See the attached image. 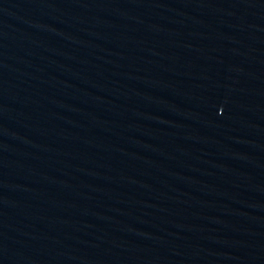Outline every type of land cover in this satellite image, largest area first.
<instances>
[{"label":"water","instance_id":"obj_1","mask_svg":"<svg viewBox=\"0 0 264 264\" xmlns=\"http://www.w3.org/2000/svg\"><path fill=\"white\" fill-rule=\"evenodd\" d=\"M0 264H264V0H0Z\"/></svg>","mask_w":264,"mask_h":264}]
</instances>
